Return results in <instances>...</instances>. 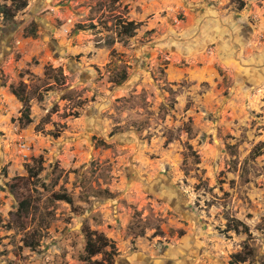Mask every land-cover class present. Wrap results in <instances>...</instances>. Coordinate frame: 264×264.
Listing matches in <instances>:
<instances>
[{"label":"rangeland","instance_id":"rangeland-1","mask_svg":"<svg viewBox=\"0 0 264 264\" xmlns=\"http://www.w3.org/2000/svg\"><path fill=\"white\" fill-rule=\"evenodd\" d=\"M0 5V264H264V0Z\"/></svg>","mask_w":264,"mask_h":264},{"label":"trees","instance_id":"trees-1","mask_svg":"<svg viewBox=\"0 0 264 264\" xmlns=\"http://www.w3.org/2000/svg\"><path fill=\"white\" fill-rule=\"evenodd\" d=\"M0 14H2L5 18L12 19L14 17V14L11 13L7 8L0 5ZM122 30L120 31L121 36H128L132 37L135 35L136 30V24L134 22H128L125 25H122ZM126 79V76H123L122 79L119 81L120 83ZM23 203V202H22ZM23 205V204H22ZM87 249L90 255H93L98 250L96 249V245L93 243L92 238L87 239ZM232 263H235V261L232 260Z\"/></svg>","mask_w":264,"mask_h":264},{"label":"built area","instance_id":"built-area-1","mask_svg":"<svg viewBox=\"0 0 264 264\" xmlns=\"http://www.w3.org/2000/svg\"><path fill=\"white\" fill-rule=\"evenodd\" d=\"M19 145H20V148H21V151L23 152V151H25V150H27V144L26 143H24L23 141H20L19 142Z\"/></svg>","mask_w":264,"mask_h":264}]
</instances>
